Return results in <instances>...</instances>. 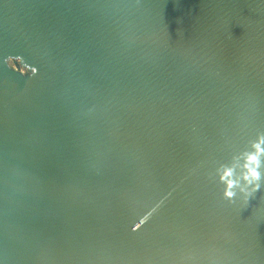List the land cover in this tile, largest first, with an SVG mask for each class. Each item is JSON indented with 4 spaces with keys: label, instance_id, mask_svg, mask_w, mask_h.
Wrapping results in <instances>:
<instances>
[{
    "label": "water",
    "instance_id": "1",
    "mask_svg": "<svg viewBox=\"0 0 264 264\" xmlns=\"http://www.w3.org/2000/svg\"><path fill=\"white\" fill-rule=\"evenodd\" d=\"M0 264H264V0H0Z\"/></svg>",
    "mask_w": 264,
    "mask_h": 264
}]
</instances>
